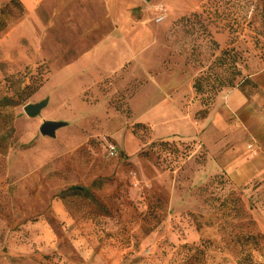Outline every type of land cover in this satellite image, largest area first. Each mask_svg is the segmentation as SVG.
I'll use <instances>...</instances> for the list:
<instances>
[{"label":"rangeland","instance_id":"374dc122","mask_svg":"<svg viewBox=\"0 0 264 264\" xmlns=\"http://www.w3.org/2000/svg\"><path fill=\"white\" fill-rule=\"evenodd\" d=\"M256 1L0 6V264H264L263 179L235 187L205 172L197 132L167 131L151 109L158 71L139 66L159 53V71L180 67L197 125L250 59L264 62ZM118 21L127 32L109 34ZM41 100L38 115L24 112ZM44 119L65 124L42 135Z\"/></svg>","mask_w":264,"mask_h":264},{"label":"crops","instance_id":"0c3cea01","mask_svg":"<svg viewBox=\"0 0 264 264\" xmlns=\"http://www.w3.org/2000/svg\"><path fill=\"white\" fill-rule=\"evenodd\" d=\"M17 1L26 8L35 2L39 3L41 0ZM101 1L138 3L142 0ZM168 1L172 3L174 0ZM7 2L9 0H0V6ZM150 10L154 17L156 11ZM119 13L120 11L117 9L112 15L118 19L126 16L125 11L122 15ZM100 14L99 12H92L89 18L93 19ZM125 32H127L126 27L118 21V24H115L109 34H124ZM98 43L101 45L102 39L89 49ZM140 51L136 54L142 52ZM157 57L156 66H146L143 62H140L139 66L144 68L143 72L148 67L150 69L156 68L158 71L152 76V88L157 92V95L153 99L151 109L155 110L157 114H162L159 121L166 118L170 122L166 126L167 131L181 132L188 136L196 135L197 132L199 140L209 154V158L203 167L205 172H211V170L224 171L229 175L235 187L249 184L255 178L263 179L261 185L264 186V62H260L259 59H250L248 62L249 69L245 74L244 88L237 85L219 91L207 116L198 120L197 125H195L190 115L197 108V104L184 105L183 101L184 91H188L187 87H184V83L189 80L188 76L178 65L170 71H159L161 66L159 53ZM178 72L182 73V78L179 82H173ZM163 94L167 95L166 99H161ZM223 103H225L224 107ZM159 121L154 123H159ZM249 141L253 142L255 153L247 148L246 145ZM60 204L57 203V205ZM103 255L110 256L105 252ZM114 258L116 257L112 258L113 264L116 261Z\"/></svg>","mask_w":264,"mask_h":264},{"label":"water","instance_id":"95a60500","mask_svg":"<svg viewBox=\"0 0 264 264\" xmlns=\"http://www.w3.org/2000/svg\"><path fill=\"white\" fill-rule=\"evenodd\" d=\"M46 105V100L37 102H28L23 106L24 112L30 116H36L40 113L41 109ZM65 124L62 121L44 119L39 126V131L42 135L54 137L56 130Z\"/></svg>","mask_w":264,"mask_h":264},{"label":"trees","instance_id":"16d2710c","mask_svg":"<svg viewBox=\"0 0 264 264\" xmlns=\"http://www.w3.org/2000/svg\"><path fill=\"white\" fill-rule=\"evenodd\" d=\"M21 6L20 5V3L17 1V0H9V2H7V3H5L4 5H2V9H4V8H6V7H9V6ZM255 8L256 9H258L259 10V12H260V14H262L263 16H264V0H257L256 2H255ZM225 51L223 50V53H224ZM245 82H246V77L245 76H243V78L241 79V81H239V82H237V83H235L234 81H229L228 82V85L230 86V87H233V86H241L242 88H244V84H245ZM223 85V83H221L220 85H219V87L217 88L218 90H220V88H221V86ZM193 86L195 87V89L197 90V92H199V91H201L202 90V87H201V84H200V82L198 81V79L195 81V83L193 84ZM37 89V87H32V89L30 90V93H32V92H34L35 90ZM200 112V118H202V117H205V115L207 114V111L205 110V109H203V110H200L199 111ZM74 189H77L78 188V186H74L73 187ZM84 191H87V189H85V188H82Z\"/></svg>","mask_w":264,"mask_h":264},{"label":"built area","instance_id":"2783aa9c","mask_svg":"<svg viewBox=\"0 0 264 264\" xmlns=\"http://www.w3.org/2000/svg\"><path fill=\"white\" fill-rule=\"evenodd\" d=\"M154 10L156 11V15L154 16V20L156 22H161L166 16L165 7L163 6V4H157L155 6ZM246 146L252 153L256 152L255 149L253 148V142L252 141H249ZM109 151L111 154H115L117 152V149L114 145H110Z\"/></svg>","mask_w":264,"mask_h":264}]
</instances>
